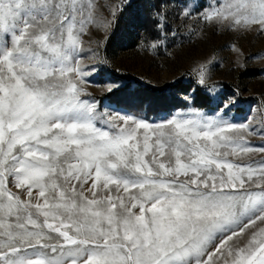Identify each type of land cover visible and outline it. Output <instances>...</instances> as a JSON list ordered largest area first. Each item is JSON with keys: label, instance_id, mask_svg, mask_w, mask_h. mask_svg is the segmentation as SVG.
I'll return each mask as SVG.
<instances>
[{"label": "snow or ice", "instance_id": "6c2138e0", "mask_svg": "<svg viewBox=\"0 0 264 264\" xmlns=\"http://www.w3.org/2000/svg\"><path fill=\"white\" fill-rule=\"evenodd\" d=\"M199 17L264 35V0H216ZM111 24L97 0H0V264H264L251 124L228 105L102 118L81 55Z\"/></svg>", "mask_w": 264, "mask_h": 264}, {"label": "rangeland", "instance_id": "374dc122", "mask_svg": "<svg viewBox=\"0 0 264 264\" xmlns=\"http://www.w3.org/2000/svg\"><path fill=\"white\" fill-rule=\"evenodd\" d=\"M215 3L97 0L99 17L112 24L83 37L81 59L86 98L94 99L98 114L156 123L177 114L213 116L228 105L226 119L248 122L256 132L247 137L249 146H264V35L206 24L199 14ZM196 84L204 86L201 92Z\"/></svg>", "mask_w": 264, "mask_h": 264}, {"label": "trees", "instance_id": "16d2710c", "mask_svg": "<svg viewBox=\"0 0 264 264\" xmlns=\"http://www.w3.org/2000/svg\"><path fill=\"white\" fill-rule=\"evenodd\" d=\"M196 86H197V88L199 89L198 92H201L200 89L204 88V86H203V85H200V84H196Z\"/></svg>", "mask_w": 264, "mask_h": 264}]
</instances>
